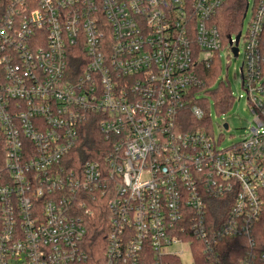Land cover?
I'll list each match as a JSON object with an SVG mask.
<instances>
[{
	"label": "built area",
	"instance_id": "built-area-1",
	"mask_svg": "<svg viewBox=\"0 0 264 264\" xmlns=\"http://www.w3.org/2000/svg\"><path fill=\"white\" fill-rule=\"evenodd\" d=\"M224 1L0 0V264H184L185 247L234 264L227 239L264 264V0L237 43L215 24ZM226 46L253 120L221 149L201 69ZM92 115L109 147L76 160Z\"/></svg>",
	"mask_w": 264,
	"mask_h": 264
},
{
	"label": "trees",
	"instance_id": "trees-1",
	"mask_svg": "<svg viewBox=\"0 0 264 264\" xmlns=\"http://www.w3.org/2000/svg\"><path fill=\"white\" fill-rule=\"evenodd\" d=\"M256 1V0H255ZM249 0H225L222 7L219 9L215 17V24L223 38L229 40L230 37L242 33L243 20L246 16ZM84 51L82 48L73 47L69 55V64L72 72L77 75L81 70ZM220 57L217 54L215 61L211 68L201 69V76L203 79L202 91L206 93V98L200 104L207 107L208 97H212L215 102V107L219 112H226L233 106V94L230 85L223 83L221 87L216 90H209L221 74ZM98 120L95 115L89 117L84 123V134L81 136V141L72 150L71 156L76 160H102L105 156L106 150L109 147L106 144L103 136L99 133L97 124ZM102 215L96 214L93 217L89 231H88V248L95 254L96 252L104 254L105 251V237L107 231L103 228ZM225 246L229 251L228 254L236 251V259L239 260L242 253L246 249V241L244 239H227ZM229 254V255H230ZM237 260L234 264H237ZM203 264V263H199Z\"/></svg>",
	"mask_w": 264,
	"mask_h": 264
},
{
	"label": "rangeland",
	"instance_id": "rangeland-1",
	"mask_svg": "<svg viewBox=\"0 0 264 264\" xmlns=\"http://www.w3.org/2000/svg\"><path fill=\"white\" fill-rule=\"evenodd\" d=\"M254 0H249V9L243 20L242 35L244 36L248 29V24L251 20ZM240 48L243 49V41L240 43ZM243 51V50H242ZM244 53L239 57H234L230 53V48L226 46L220 52V68L221 74L209 90H216L223 83L230 85L233 96L236 98L232 108L226 112H219L215 107L214 99L208 97V114H210L212 122V131L216 139L220 138V148H228L233 144L240 142L247 134L252 126L253 116L250 112L246 98L238 99L240 95H245L241 87L240 68L243 65ZM227 124L228 128L224 126ZM184 264H192L193 258L187 247L184 248L182 254ZM201 263V262H199Z\"/></svg>",
	"mask_w": 264,
	"mask_h": 264
},
{
	"label": "water",
	"instance_id": "water-1",
	"mask_svg": "<svg viewBox=\"0 0 264 264\" xmlns=\"http://www.w3.org/2000/svg\"><path fill=\"white\" fill-rule=\"evenodd\" d=\"M240 36H241V33H239L237 36H236V43L238 42V40L240 39ZM231 38V37H230ZM234 52H235V54H237V52H238V48H234Z\"/></svg>",
	"mask_w": 264,
	"mask_h": 264
}]
</instances>
